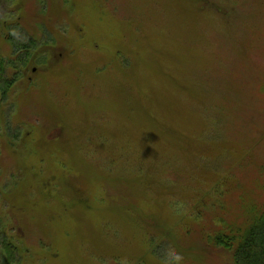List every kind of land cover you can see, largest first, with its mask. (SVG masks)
<instances>
[{
  "label": "rangeland",
  "instance_id": "1",
  "mask_svg": "<svg viewBox=\"0 0 264 264\" xmlns=\"http://www.w3.org/2000/svg\"><path fill=\"white\" fill-rule=\"evenodd\" d=\"M1 2L0 264H218L264 186V0Z\"/></svg>",
  "mask_w": 264,
  "mask_h": 264
},
{
  "label": "trees",
  "instance_id": "2",
  "mask_svg": "<svg viewBox=\"0 0 264 264\" xmlns=\"http://www.w3.org/2000/svg\"><path fill=\"white\" fill-rule=\"evenodd\" d=\"M2 6L0 0V19ZM11 63L13 62L0 55V92L3 91L1 95H6L11 88L12 82L5 77V64L10 66ZM3 97H0L1 101L4 100ZM246 212L241 222H227L221 216L217 217V225L209 230L207 227L208 232L203 231L201 253L205 257L214 258L218 264H264V186L261 200L251 203ZM212 223L210 222V225ZM3 250L7 260L14 262L19 248L7 242Z\"/></svg>",
  "mask_w": 264,
  "mask_h": 264
},
{
  "label": "clouds",
  "instance_id": "3",
  "mask_svg": "<svg viewBox=\"0 0 264 264\" xmlns=\"http://www.w3.org/2000/svg\"><path fill=\"white\" fill-rule=\"evenodd\" d=\"M183 257L179 253L172 254L167 264H180Z\"/></svg>",
  "mask_w": 264,
  "mask_h": 264
}]
</instances>
